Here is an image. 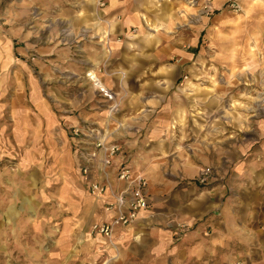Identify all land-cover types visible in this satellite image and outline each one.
I'll use <instances>...</instances> for the list:
<instances>
[{
	"label": "crops",
	"instance_id": "1",
	"mask_svg": "<svg viewBox=\"0 0 264 264\" xmlns=\"http://www.w3.org/2000/svg\"><path fill=\"white\" fill-rule=\"evenodd\" d=\"M105 1V6L98 0L75 4L69 20L73 31L91 39V50L75 49L91 54L89 66L76 77L86 80V69H93L121 95L120 111L103 126L105 134L122 146L117 162L131 163L135 171L150 168L141 172L149 176V209L136 223L117 229L114 238L125 249L114 263L264 264V114L245 113L232 123L235 128H228L223 115L213 117L209 111L218 97L183 90L189 81L182 77L201 69L194 59L208 31L203 3ZM228 1L212 0V7L220 10ZM11 46L8 62L16 53L33 57V67L26 60L30 67L21 82L29 87L37 117L53 122L42 93L45 76L51 77L44 72L45 57L58 62L61 53L38 49L35 43L16 51ZM54 70L57 81L64 70ZM160 166L172 167L182 178H193L206 166L217 175L208 187L164 193L156 185L155 168ZM100 203L105 213L99 221L110 220L112 214ZM172 219L190 228L178 236ZM94 238V254L105 255L106 239Z\"/></svg>",
	"mask_w": 264,
	"mask_h": 264
},
{
	"label": "rangeland",
	"instance_id": "2",
	"mask_svg": "<svg viewBox=\"0 0 264 264\" xmlns=\"http://www.w3.org/2000/svg\"><path fill=\"white\" fill-rule=\"evenodd\" d=\"M78 1L91 2L0 0V264H115L125 249L114 238L113 244L106 240L105 255H96L97 240L90 234L91 224L105 212L83 181L77 149L93 148L91 137L103 136L113 116L88 78L76 77L91 58L75 50H91L88 34L75 33L79 29L74 32L69 21ZM228 11L230 17L221 19ZM206 19L208 31L194 59L201 69L182 77L189 81L183 90L218 97L209 111L235 128L232 123L245 113L264 114V0H245L238 11L226 4L209 11ZM10 43L15 51L35 43L61 53L58 62L45 57L44 72L51 77L45 76L42 93L53 122L37 117L29 87L21 82L30 67L26 60L33 67V57L16 53L8 62ZM55 68L64 70L57 81ZM210 168L209 183L202 184L201 170L182 178L172 167H156V185L164 193L202 189L217 175ZM182 222L172 219L170 225L177 228Z\"/></svg>",
	"mask_w": 264,
	"mask_h": 264
},
{
	"label": "built area",
	"instance_id": "3",
	"mask_svg": "<svg viewBox=\"0 0 264 264\" xmlns=\"http://www.w3.org/2000/svg\"><path fill=\"white\" fill-rule=\"evenodd\" d=\"M185 1L194 6L202 2L206 14L213 10L212 0ZM244 1L229 0L227 5L231 10L238 11ZM98 4L105 6L106 1L98 0ZM86 75L97 88L100 96L103 97V103L109 115L114 117L120 111L121 95L107 87L97 71L92 69ZM104 134L91 137L93 138L91 141L93 148H78L77 154L83 181L88 186L89 192L94 198L103 201L105 211L112 214L110 220L93 222L90 233L96 237L101 236L113 244L118 228L136 223L149 209L150 191L146 176L137 173L131 163L117 162V157L122 152V146L118 142L108 141V137ZM211 175V168H204L198 176V181L208 184ZM189 228L190 225L187 222L179 223L177 225L178 236Z\"/></svg>",
	"mask_w": 264,
	"mask_h": 264
}]
</instances>
